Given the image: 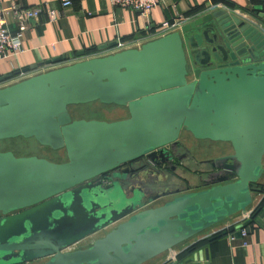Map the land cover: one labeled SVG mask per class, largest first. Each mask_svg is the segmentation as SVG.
I'll use <instances>...</instances> for the list:
<instances>
[{"label":"water","instance_id":"water-1","mask_svg":"<svg viewBox=\"0 0 264 264\" xmlns=\"http://www.w3.org/2000/svg\"><path fill=\"white\" fill-rule=\"evenodd\" d=\"M255 15L261 24L211 10L141 48L0 88V141L34 138L68 156L0 151V264H145L254 206L264 175V8ZM92 102L129 116L72 117L71 106ZM185 129L232 151L210 160L219 164L206 183L150 205L173 192L149 193L119 168L163 159ZM114 224L88 247L72 248Z\"/></svg>","mask_w":264,"mask_h":264},{"label":"crops","instance_id":"crops-1","mask_svg":"<svg viewBox=\"0 0 264 264\" xmlns=\"http://www.w3.org/2000/svg\"><path fill=\"white\" fill-rule=\"evenodd\" d=\"M15 2L23 8L40 7L42 14L31 21L25 32L26 51L0 62V77L50 65L54 63L51 62L53 59L60 57L64 59L71 56L78 60V56H82L80 53L84 51L87 54L101 52L103 55L117 47L121 40L154 33L166 21L183 19L185 22L211 11L213 6L256 23L260 21L255 11L258 7L264 8V0H167L149 15L133 8H116L111 0H76L67 9L62 6L61 0H3V6L8 8ZM51 9L57 11L59 21L50 20L48 11ZM9 18L10 26L15 29V18L11 14ZM105 45L108 48L99 49ZM215 150L216 148L213 149ZM227 153H231V150L227 149L221 154L213 153L207 160ZM194 156L197 157L195 154ZM197 174L200 175L198 185L206 183L208 172L203 170ZM258 187L261 191L254 195V207L264 208V175ZM243 215L220 223L145 264H168L171 261L176 264H264V223L251 228L249 234L244 236L240 234L239 227ZM233 228L234 231H231ZM224 230L228 233L222 235ZM191 249L195 250L190 253ZM195 253L198 255L197 260L188 263V259L193 258Z\"/></svg>","mask_w":264,"mask_h":264},{"label":"rangeland","instance_id":"rangeland-1","mask_svg":"<svg viewBox=\"0 0 264 264\" xmlns=\"http://www.w3.org/2000/svg\"><path fill=\"white\" fill-rule=\"evenodd\" d=\"M70 112L74 119H100L114 121L127 118L129 116V111L127 108L116 105H106L102 104L101 102L73 105L70 107ZM214 148H216L215 151H213ZM178 149L180 150V153H184L186 156L182 162H177V165L180 167L177 169L176 173L171 175L170 178H168L167 175L154 173V177H156V174L158 176V183L151 185V188L154 190V192L162 193L164 191H171L173 193L162 197L160 200L155 201L150 205H158L170 198H173L177 194V190H180V192H186L187 190L199 187L198 184H200V175H198L197 172H203L202 169L210 170L211 168L197 164V160L207 159L209 158V155H214L213 153L221 154L227 149L232 151V146L231 144L224 142L199 140L195 138L192 133L185 129L181 134ZM8 150L15 152V154L18 156L37 155L55 162H65L68 160L65 150L55 151L49 147L42 146L34 138L27 139L19 137L0 141V151ZM194 154L197 155V157H195ZM192 156H194L195 159H190ZM185 166H188L189 169L186 170L184 168ZM149 174L150 170H142L138 174V177H133V180L136 182H147L150 176ZM116 225L117 224H114L113 226L104 229L90 238H87V240L74 246V248L88 247L97 237L103 236Z\"/></svg>","mask_w":264,"mask_h":264},{"label":"built area","instance_id":"built-area-1","mask_svg":"<svg viewBox=\"0 0 264 264\" xmlns=\"http://www.w3.org/2000/svg\"><path fill=\"white\" fill-rule=\"evenodd\" d=\"M75 1L76 0H61V4L65 9H67L72 7ZM166 1L167 0H111L113 6L116 8H133L140 11L144 15H149L154 8L158 6H163ZM215 8L216 7L213 6L211 10H214ZM10 14L16 20L15 29L10 26ZM41 14L42 10L40 7L23 8L20 4L15 2L10 7L6 8L3 6V0H0V62L8 60L13 56H18L26 51L25 32L29 29L31 21L38 19ZM48 15L52 22H57L60 19L59 14L55 10H49ZM183 22V19L175 21H166L154 33H149L148 35L137 37L134 39L121 40L118 42L117 47L112 48L106 54L103 55H101V52H93L91 54L85 53L82 56H78V60H76L77 58H71V56H69L66 59L57 63H53L46 66L42 65L43 67L39 66L36 69L21 70L20 72L15 73L12 78L0 82V88L14 84L33 75L47 72L65 65H70L84 59L102 57L130 48H141L142 45L147 43L148 41L162 37L168 33L178 30L183 24ZM106 182L110 183L111 181L107 180ZM263 213V207L252 206L246 213H244L241 218L239 226L240 233L246 236L247 234H249L251 228H255V226L263 224ZM72 248L75 249L74 247Z\"/></svg>","mask_w":264,"mask_h":264},{"label":"flooded vegetation","instance_id":"flooded-vegetation-1","mask_svg":"<svg viewBox=\"0 0 264 264\" xmlns=\"http://www.w3.org/2000/svg\"><path fill=\"white\" fill-rule=\"evenodd\" d=\"M179 148V144L177 146H169L167 148V151L164 152V156H163V159L164 160H167L170 155L172 154L173 155V161H171L170 163H162L163 159H158L157 161L153 162L151 159L149 158H141V159H138L136 161H134L133 163H127V164H124L121 168H119L123 173H126L128 176H130V179L133 180L134 178L133 177H138V175H136L137 173H140L142 170H150V176L148 178V181L147 182H142L143 185H145V188L150 191L149 193H153L152 189L150 188L151 185H155L156 183H158V176L157 174L160 173V174H163V175H167L168 178L171 177V175H174L177 171V169L180 167L179 165L176 164V162H182L184 157L186 155H184V153H180V150L178 149ZM190 159H195L194 156H192V158ZM211 159H206V160H203V161H199L197 160V164L201 165V166H207V167H210L211 169L210 170H205V169H202L204 171H213V168H214V165H218L219 163L218 162H215V161H210ZM186 170L189 169L188 166H185L184 167ZM201 171H198L197 173H200ZM154 173H157L156 174V177H154ZM110 173L106 174L105 177H103V179L105 181H107L109 178L108 177H111L110 181L112 182L115 177L113 175H109ZM134 175L133 177H131V175ZM128 180L127 181V184H130L129 181L131 180Z\"/></svg>","mask_w":264,"mask_h":264},{"label":"bare ground","instance_id":"bare-ground-1","mask_svg":"<svg viewBox=\"0 0 264 264\" xmlns=\"http://www.w3.org/2000/svg\"><path fill=\"white\" fill-rule=\"evenodd\" d=\"M45 151V150H44Z\"/></svg>","mask_w":264,"mask_h":264}]
</instances>
